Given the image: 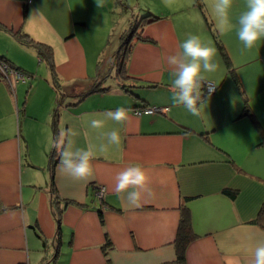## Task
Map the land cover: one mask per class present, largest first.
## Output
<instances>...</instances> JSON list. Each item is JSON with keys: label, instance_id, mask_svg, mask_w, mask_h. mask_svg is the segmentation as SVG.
<instances>
[{"label": "crops", "instance_id": "1", "mask_svg": "<svg viewBox=\"0 0 264 264\" xmlns=\"http://www.w3.org/2000/svg\"><path fill=\"white\" fill-rule=\"evenodd\" d=\"M137 7L129 0H0V58L26 76L15 81L0 72V264H177L182 206L196 235L184 264H252L264 240V42L235 48L242 61L231 63L251 116H241L243 97L218 55L210 74L216 92L193 115L171 100L166 57L206 30L196 12L148 21L142 38L131 39L121 80L115 56L131 14L141 15ZM244 7L235 0L231 14ZM18 33L51 46L59 91L46 61ZM102 64H110L104 74ZM96 84L104 90L90 92ZM119 107L129 110L122 125L90 127ZM140 107L166 111L134 115ZM113 128L122 143L101 152L103 133ZM61 131L71 150L92 148L87 182L61 175L53 146ZM135 165L146 171L150 192L130 208L115 177Z\"/></svg>", "mask_w": 264, "mask_h": 264}, {"label": "clouds", "instance_id": "2", "mask_svg": "<svg viewBox=\"0 0 264 264\" xmlns=\"http://www.w3.org/2000/svg\"><path fill=\"white\" fill-rule=\"evenodd\" d=\"M211 6L220 30L234 32L245 49L250 50L264 42V0H245L244 10L235 19L231 16L234 0H211ZM178 47L179 51L166 57L170 67L171 100L174 105H183L191 114L199 115L207 106L205 86L209 87L210 92L214 91L215 84L210 80V74L220 67L217 51L206 44L199 34H189ZM129 118V110L119 107L103 113L102 118L91 119L90 127L101 129L108 120L122 125ZM103 137L106 143L100 145L101 152H107L109 146L119 147L122 143L117 128L103 133ZM71 144L65 131H61L53 141V146L60 149V173L73 180L87 182L94 176V152L91 147L71 150ZM115 181V192L123 195L130 208L140 207L144 194L150 192L149 177L140 165L120 171ZM253 257L252 264H264V240L256 244ZM227 264L235 262L229 259Z\"/></svg>", "mask_w": 264, "mask_h": 264}, {"label": "trees", "instance_id": "3", "mask_svg": "<svg viewBox=\"0 0 264 264\" xmlns=\"http://www.w3.org/2000/svg\"><path fill=\"white\" fill-rule=\"evenodd\" d=\"M197 3L199 4V1H197ZM147 18H148L147 16H144V17H141V20L137 24L132 23L131 26L129 27L128 32L125 33L121 37V46H120L119 51L117 52V54L115 56V65L117 68V75H118V78L121 80L126 77V72H125V67H124L125 61L123 62V57L128 56L130 48H131V44H127V41L134 34H136L137 39L140 40L142 38L140 33L137 34V28L140 26L142 27L145 23H147L148 22ZM149 21L152 22L154 20H149ZM15 36H16L17 40H19L21 43L27 44V45L35 48L39 57L46 61V63L48 64V66L51 70V80L53 82V85L59 91L58 77H57V74H56L55 69H54L51 46L44 44V43H41V42H35L31 38H29V36L25 33H18ZM217 43H218L219 51H220V53L223 57V60L225 62V65L227 66L229 72L231 71L230 73L234 76V70L231 67V62H230L223 46L221 45V43H219V42H217ZM0 61L3 62L2 58H0ZM4 63H5V61H4ZM7 65L10 66L9 64H7ZM10 67H12V66H10ZM233 80H234L235 85L237 86L241 96L243 97V110L241 112V116H251L249 104H248L246 98L244 97V94L241 90L240 84H239L236 76L233 77ZM126 88L127 87L123 86V90L130 93V90L128 88H127L128 90H126ZM103 90H104V88L101 89L100 86L96 84L90 90V92L103 91ZM131 93H133V92H131ZM134 97H136V96H134ZM204 98H207L205 91H204ZM135 109H138V108H135ZM55 114H57V110H56ZM57 156H58V152L55 148L53 150V152L51 153V163H52L50 165L51 168L53 167V164L56 161ZM227 194H228V192H227ZM228 195H230L231 198H233L234 194L229 193ZM180 215L181 216H180V221H179L178 230H177V234H176V239L174 241V247H175V252H176L175 263L184 264L185 263L186 248H187L188 244L196 238V235L193 233V230L191 228L190 215H189V212L185 206L181 207ZM56 220L58 221L59 217H56ZM106 264H108V260L106 261Z\"/></svg>", "mask_w": 264, "mask_h": 264}, {"label": "rangeland", "instance_id": "4", "mask_svg": "<svg viewBox=\"0 0 264 264\" xmlns=\"http://www.w3.org/2000/svg\"><path fill=\"white\" fill-rule=\"evenodd\" d=\"M129 1H131L134 4H137L138 6L137 10L140 5V9L142 10L141 15L139 16H138V11L133 12V14H131V24L132 23L137 24L141 20V17L144 16L148 17L147 18L148 21L149 20L155 21L156 19L158 20L160 18L159 16L160 14L163 16H167V15L170 16L173 14L172 17H175L176 15L174 14L176 13L180 14L181 11H183L182 14L188 17L191 16L193 12H196L197 13L196 20L200 21L202 30L203 29L206 30V33L202 32L200 34L201 39L204 40L206 44L215 47L217 51V55L220 57V60L223 62V64H225V62L219 51L217 42L221 43L228 58L231 59V63L233 62L232 60H237L238 63L239 61H242L240 57L241 55L235 53L234 51L235 48L237 47L240 48L243 46L236 39L234 32H229L227 30L225 31L220 30V28L218 27V20L212 11L211 0H129ZM197 1H199V4L201 6L197 3ZM231 16L233 19H235V17L238 16V14L233 13L231 14ZM140 29H141L140 27L137 28V33L138 31H140ZM134 35L132 37H134ZM132 37L127 41V44H130ZM118 46L114 48L115 51L118 48ZM127 57L128 56L123 57V62L127 59ZM109 65L110 64H102L101 71L103 74L109 70ZM110 81L115 82L114 79H110Z\"/></svg>", "mask_w": 264, "mask_h": 264}, {"label": "built area", "instance_id": "5", "mask_svg": "<svg viewBox=\"0 0 264 264\" xmlns=\"http://www.w3.org/2000/svg\"><path fill=\"white\" fill-rule=\"evenodd\" d=\"M0 72H1L3 77H5V78L11 77L15 81H24L26 79V76L22 72H20V71L14 69V68L8 66L4 62H0ZM216 89H217V87L215 85L214 86V91L210 92L209 91V87L206 85L205 88H204L206 96L213 95L216 92ZM165 111H166V108H162V107H141V108L133 110V113L136 116H140L142 114H145L146 112L153 114L155 112H161L162 113V112H165ZM98 195H99V197L101 196V194H98Z\"/></svg>", "mask_w": 264, "mask_h": 264}]
</instances>
